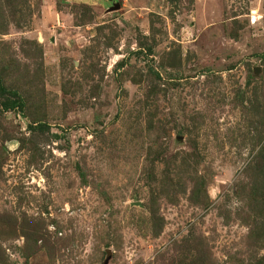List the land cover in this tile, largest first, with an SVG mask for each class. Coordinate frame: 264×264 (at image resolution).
Wrapping results in <instances>:
<instances>
[{"label":"rangeland","instance_id":"obj_1","mask_svg":"<svg viewBox=\"0 0 264 264\" xmlns=\"http://www.w3.org/2000/svg\"><path fill=\"white\" fill-rule=\"evenodd\" d=\"M0 264H264V0H0Z\"/></svg>","mask_w":264,"mask_h":264}]
</instances>
